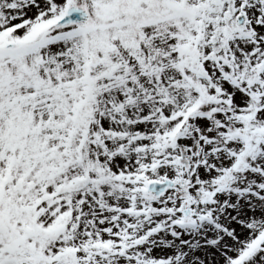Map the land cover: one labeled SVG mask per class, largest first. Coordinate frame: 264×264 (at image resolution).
I'll return each mask as SVG.
<instances>
[{"label": "snow or ice", "instance_id": "obj_1", "mask_svg": "<svg viewBox=\"0 0 264 264\" xmlns=\"http://www.w3.org/2000/svg\"><path fill=\"white\" fill-rule=\"evenodd\" d=\"M0 264H264V0H0Z\"/></svg>", "mask_w": 264, "mask_h": 264}]
</instances>
